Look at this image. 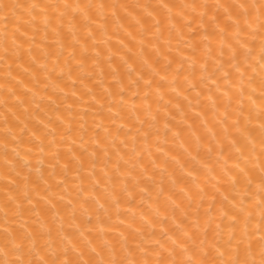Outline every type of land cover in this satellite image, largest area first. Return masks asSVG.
Returning <instances> with one entry per match:
<instances>
[{"label": "bare ground", "instance_id": "obj_1", "mask_svg": "<svg viewBox=\"0 0 264 264\" xmlns=\"http://www.w3.org/2000/svg\"><path fill=\"white\" fill-rule=\"evenodd\" d=\"M262 25L264 0H0V264H218L237 213L220 250L258 261Z\"/></svg>", "mask_w": 264, "mask_h": 264}, {"label": "snow or ice", "instance_id": "obj_2", "mask_svg": "<svg viewBox=\"0 0 264 264\" xmlns=\"http://www.w3.org/2000/svg\"><path fill=\"white\" fill-rule=\"evenodd\" d=\"M66 8L69 7V5H64ZM35 7V6H33ZM241 7H243V5H241ZM247 23V22H245ZM262 27H264V25H262ZM262 51H264V49H262ZM261 61H264V55H261L260 57ZM261 68L264 69V63L261 64ZM264 86V85H262ZM262 128H264V125L261 126ZM261 149L262 151H264V140H261ZM257 195L260 196L259 201L257 202V207H261L264 206V181H262L261 185L258 186V192ZM240 212H243V209H240ZM221 216H227L226 212H221ZM250 218V214L248 215V217L245 218V224H247V220ZM261 218L262 220H264V208H262V213H261ZM230 221H231V230L229 232V238L227 241H225L223 244L220 245V247H216V245H213V248L215 249L217 258H218V264H256V261H249L248 259H241L240 255H239V242L237 243L236 246V250H235V254L232 255V257L228 260L224 259L225 256V251H221L220 248H228L230 249L232 247V243L233 240L236 238L235 237V229L239 224V213L232 215L231 217H229ZM217 227L219 228V225H217ZM244 234L247 235V229H244ZM185 236H188L187 233H185ZM188 239H192V237H188ZM262 240H264V237L261 238ZM173 243L175 244L176 242L173 241ZM201 244H203V241L201 242ZM181 248H183V244L180 245ZM14 248L16 251H20V246L19 245H14ZM184 251H188L187 248H184ZM250 251V250H249ZM260 259H259V264H264V243L261 244L260 247ZM205 256H207V253H205ZM5 264H24V262L22 260L19 259V257H17V259L15 260H9L6 261ZM35 264H71L70 261H59L58 259L56 260H47L43 257H41L39 260L35 261ZM113 264H123V261H119V262H113ZM181 264H208L206 259H202V260H196L193 261L191 259V257L188 258L187 261L181 262ZM213 264H216V262L214 261Z\"/></svg>", "mask_w": 264, "mask_h": 264}, {"label": "clouds", "instance_id": "obj_3", "mask_svg": "<svg viewBox=\"0 0 264 264\" xmlns=\"http://www.w3.org/2000/svg\"><path fill=\"white\" fill-rule=\"evenodd\" d=\"M250 218H251V217H250ZM250 218H249V219H250ZM246 259H248L250 262L254 260V261H256V264H259V260L257 261L255 258H252V254H251V252H249V256H248V258H246Z\"/></svg>", "mask_w": 264, "mask_h": 264}]
</instances>
